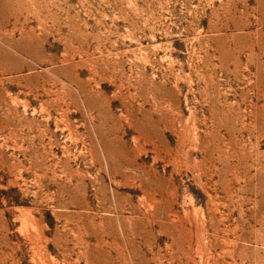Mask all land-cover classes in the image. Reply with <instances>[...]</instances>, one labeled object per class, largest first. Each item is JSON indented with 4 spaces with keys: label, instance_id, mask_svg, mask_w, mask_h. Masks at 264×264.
Instances as JSON below:
<instances>
[{
    "label": "rangeland",
    "instance_id": "rangeland-1",
    "mask_svg": "<svg viewBox=\"0 0 264 264\" xmlns=\"http://www.w3.org/2000/svg\"><path fill=\"white\" fill-rule=\"evenodd\" d=\"M0 28V264H264V0H0Z\"/></svg>",
    "mask_w": 264,
    "mask_h": 264
},
{
    "label": "bare ground",
    "instance_id": "bare-ground-1",
    "mask_svg": "<svg viewBox=\"0 0 264 264\" xmlns=\"http://www.w3.org/2000/svg\"><path fill=\"white\" fill-rule=\"evenodd\" d=\"M2 27V26H1ZM0 30H2L1 28H0ZM4 30V29H3ZM3 32V31H2ZM8 34V33H7ZM9 39V38H8ZM8 39H7V41H8ZM9 41H11L10 39H9ZM10 43H12V42H10ZM12 45V44H11ZM48 91H49V89H48ZM63 91V90H62ZM70 95V94H69ZM62 96V95H61ZM66 98V97H65ZM59 99V98H58ZM64 99V98H63ZM56 101V100H55ZM57 102V101H56ZM59 102H60V100H59ZM51 103V102H50ZM48 104V103H47ZM52 104V103H51ZM55 104V103H54ZM63 110V109H62ZM49 111V110H48ZM64 111V110H63ZM50 112V111H49ZM65 113V112H64ZM61 117V116H60ZM60 119H62V118H60ZM60 121V120H59ZM66 121V120H65ZM69 122V121H68ZM71 123V122H70ZM69 126H71L70 124H69ZM99 128V127H98ZM73 131V130H72ZM77 131V130H76ZM98 131V130H97ZM72 135H73V132L71 133ZM76 134V133H75ZM69 138H71V137H69ZM109 138V137H108ZM77 139V138H76ZM83 140V139H82ZM108 140V139H107ZM84 141V140H83ZM105 141V140H104ZM92 145H93V143H91ZM108 144V143H107ZM95 145V144H94ZM101 146H102V144H101ZM104 146V145H103ZM107 147V146H106ZM105 149V148H104ZM107 149H105L104 151H106ZM133 150V149H132ZM135 151V150H134ZM65 152H66V150H65ZM95 152V151H94ZM94 155H95V153H93ZM98 154V153H97ZM99 155V154H98Z\"/></svg>",
    "mask_w": 264,
    "mask_h": 264
}]
</instances>
